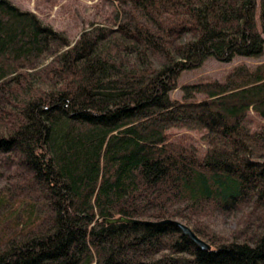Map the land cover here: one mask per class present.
<instances>
[{
	"label": "trees",
	"instance_id": "1",
	"mask_svg": "<svg viewBox=\"0 0 264 264\" xmlns=\"http://www.w3.org/2000/svg\"><path fill=\"white\" fill-rule=\"evenodd\" d=\"M104 3L71 41L0 0V264H264V0Z\"/></svg>",
	"mask_w": 264,
	"mask_h": 264
},
{
	"label": "rangeland",
	"instance_id": "2",
	"mask_svg": "<svg viewBox=\"0 0 264 264\" xmlns=\"http://www.w3.org/2000/svg\"><path fill=\"white\" fill-rule=\"evenodd\" d=\"M12 4L24 11H30L56 30L66 31L71 41L76 40L84 29H89L92 23L102 22L110 12L105 6V0H9ZM260 24V22H259ZM239 63L255 66L258 60L237 58L231 63H221L210 59L195 71L186 72L181 76L179 86L205 78L223 79V77ZM174 98L180 99L182 93L175 90ZM179 135L198 136L191 132L175 131ZM239 215L236 213L219 215L216 220V229L228 233L235 229Z\"/></svg>",
	"mask_w": 264,
	"mask_h": 264
},
{
	"label": "water",
	"instance_id": "3",
	"mask_svg": "<svg viewBox=\"0 0 264 264\" xmlns=\"http://www.w3.org/2000/svg\"><path fill=\"white\" fill-rule=\"evenodd\" d=\"M104 222L107 224L127 223V224H158V225L174 223L182 231L183 235L187 236L201 250L209 251L211 249V246L205 240L199 237L189 226H187L185 223L179 220H174V221L164 220L161 222H151V221H143L138 219H130L125 217H118L112 219H105Z\"/></svg>",
	"mask_w": 264,
	"mask_h": 264
}]
</instances>
